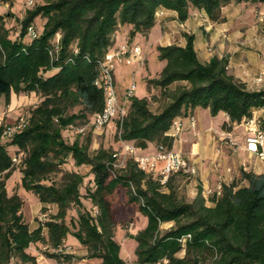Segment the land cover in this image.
<instances>
[{
    "label": "trees",
    "instance_id": "16d2710c",
    "mask_svg": "<svg viewBox=\"0 0 264 264\" xmlns=\"http://www.w3.org/2000/svg\"><path fill=\"white\" fill-rule=\"evenodd\" d=\"M230 1L46 0L25 10L17 38L9 36L5 15L0 14V96L8 98L13 90L34 91L41 97L25 114V126L6 136L8 144L23 152L18 161L22 186L39 202L56 205L54 214L30 230L21 212L23 200L15 192L7 193L5 180L15 166L0 142V264H11L12 257L37 264L29 245L39 241L55 249L68 233L86 250L87 258L98 259L96 264H125L114 237L116 225L127 219L124 212L116 210L120 196L126 213L135 216L139 212L147 217L146 226L134 235L138 264H264V172L241 170V179L247 184H222L213 205H207L200 186L190 200L178 197L172 180L175 175L162 185L155 173L138 169L132 158L124 168L114 169L109 149L99 148L90 154L89 139L68 141L62 135L67 126L82 123L101 110L102 89L94 84L96 60L116 47L113 35L120 27H128L132 40L154 24L159 7L175 10L179 20L193 8L203 10L212 21H220L221 8ZM37 16L43 22L41 32L24 43L26 28ZM56 32L61 35L59 50L56 60L50 62L48 47ZM185 35L184 46H157L158 57L165 64L148 83L159 90L164 104L152 111L146 96L125 99V115L117 121L118 140L139 149L148 142L155 143V148L159 144L170 148L173 138L165 132L173 119L187 115L196 106L207 107L211 115L225 112V130L250 118L254 108L264 107V88L248 89L229 72L226 56L200 60L193 36ZM73 47L78 52L69 61ZM85 54L90 60L83 57ZM75 106L78 110L72 111ZM3 127L0 125V139L5 136ZM259 128L264 130V118L259 120ZM68 156L74 166L89 165L94 187L86 190V198L97 209L95 214L87 208L80 211L70 225L65 221L68 209L83 205V175L62 168ZM57 173H61L60 180L50 179ZM167 221L173 225L162 230L160 224ZM186 234L190 236L182 244L179 239ZM182 249L183 255H178ZM42 254L58 262L72 257L46 249Z\"/></svg>",
    "mask_w": 264,
    "mask_h": 264
},
{
    "label": "crops",
    "instance_id": "0c3cea01",
    "mask_svg": "<svg viewBox=\"0 0 264 264\" xmlns=\"http://www.w3.org/2000/svg\"><path fill=\"white\" fill-rule=\"evenodd\" d=\"M259 12H264V1L236 2L232 0L221 8L223 19L220 21H212L203 10L193 8H190L184 20H179L175 10L159 7L155 12L154 24L148 30L136 33L130 43L137 44L145 57L146 50L144 52V48L137 43L139 35L143 34L146 38H150L153 42L151 47L154 44L184 46L185 34L192 35L193 46L200 60H208L213 56H226L229 72L245 82L248 89L264 88V22L259 21L257 17ZM37 28L41 30L42 25ZM123 35L124 32L116 31L115 46L124 42ZM257 77H261V80L256 81ZM116 88L118 95H122L125 89L119 90L117 82ZM147 94L148 91L143 96ZM38 96L34 91L17 93L13 90L10 91L8 98L1 95L0 120L2 123L9 125L16 122L21 115L25 114L19 111L26 105L33 104L29 108L34 107ZM190 115L195 118L194 125L189 122ZM179 117L182 124L178 136L173 139L172 147L180 151L194 167L192 175L177 174L187 177L188 180H183V186L191 198L196 195L197 188L200 186L206 204L213 205L218 185L232 181L239 185L247 184L245 179H241V170L264 172V156L246 147V138L252 136L255 129H260L259 120L264 118V107L254 108L250 118H243L239 123H233L229 130L222 128V123L228 119L223 111L211 115L207 107L196 106L187 115ZM6 139V136H2L0 142L5 144ZM5 148L11 156L13 155L10 153L11 149L17 151V147L12 144L5 145ZM139 150L141 153L150 154L155 150V143L148 142L145 148ZM14 175L17 180H20L21 173L18 168L14 169L6 180H10ZM51 205L56 207L55 204ZM38 206L42 208L47 207L48 204L39 202ZM37 225L29 224L30 230ZM63 242V252L73 254L74 251L68 239L64 238ZM83 250L86 254V250L84 248ZM30 253L37 258V253Z\"/></svg>",
    "mask_w": 264,
    "mask_h": 264
},
{
    "label": "rangeland",
    "instance_id": "374dc122",
    "mask_svg": "<svg viewBox=\"0 0 264 264\" xmlns=\"http://www.w3.org/2000/svg\"><path fill=\"white\" fill-rule=\"evenodd\" d=\"M6 6L0 7V14L5 15L4 18V25L6 28H8L9 36L11 38H17L19 29H20V19L25 14L26 9H31L34 6L38 4H42L46 0H35V4L33 6H26L24 4L25 0H3ZM10 12V15H8ZM264 13V12H262ZM264 22V21H262ZM33 23L35 26L39 27L42 25V19L35 17L33 19ZM121 32H124V39L130 43L129 37H128V30L127 27H120L119 29ZM127 32V34H126ZM142 33V32H140ZM113 35V39H115ZM124 40V41H125ZM22 41L24 43L29 42V38L27 36H24ZM137 43L144 48V52L146 50L145 57H143V54L141 53V56L143 58V63L140 64L137 61H134L132 63H118L115 66L114 75H115V81L117 82V86L119 90L125 89L127 86H129L131 83H135L136 89L134 91L135 96H143L147 93L146 97L148 98L149 108L152 111H157L161 105L164 104L165 99H163L162 96H159V90L155 87H152L148 83V79H153L158 76L160 71L162 70L164 66V61L161 60L158 57V50H157V44H154L151 47L150 38H146L145 35H139L137 39ZM113 50V49H112ZM53 72L52 70L49 71V73ZM38 96V94H37ZM121 101L126 102L128 104V101H125V98L122 95H119ZM40 96H38V101H36L34 104H38L40 100ZM33 105V104H32ZM32 105H26V107L22 108L20 112H24L25 114L28 113L29 107ZM79 106H75L72 111H77ZM27 112V113H26ZM80 126L84 127L83 133H78L76 129ZM117 120L113 119L110 122H108L105 126H102L101 128H95L93 125L89 123V117L86 119V121H83L82 123L77 122L76 124H72L67 126L64 130H62L63 137L68 140L72 141L73 139L77 138L79 141H84L89 139V153L93 154L95 150L99 148H106L110 151L114 150H121V142L117 138ZM9 139H6L4 142L5 145H8ZM11 154H17L16 149L10 150ZM18 162L14 163L15 169L18 168ZM63 169H74L80 172L83 175V181L80 185V194H81V200L83 205L71 206L65 217V221L68 225H70L69 221L72 220L76 222L77 215L80 211H83L84 209H88L92 214L96 213V207L93 206L90 201L86 198V190L89 188L92 189L94 187L93 184V175L89 171V165H81V166H74L73 161L70 156L66 158V162L62 165ZM61 173H57L55 175H52L50 179H53L55 181L60 180ZM173 185L175 187V192L177 193L178 197H184L187 200H190L191 197L187 194V191L185 190V187L183 186V180H188L186 176L183 175H175L172 177ZM6 182V188L8 193H17L21 199L23 200L21 212L23 215V219L30 224L31 226L35 224H39L42 222H45L52 214L56 212V207H53L51 204H48L45 210H42L38 206V199L36 195L32 191L26 190L20 180H17L16 175L12 176L10 180H5ZM167 190V189H165ZM123 199L120 196V198L116 202V210L120 214V212H124L127 216V219L125 220V223L123 224H117L114 229V237L116 241L120 244V257L125 261V264H138L136 261V239L134 235L141 229H143L147 224V217L139 212L135 214V216L131 215V213H126V209H122V203ZM207 203V202H205ZM173 225V221H167L160 224V227L162 230L168 229L170 226ZM71 229H73L71 227ZM46 227H43V232L45 233ZM65 238L68 239V243L72 245V249L74 251V255L72 254V257L69 258V260L65 262H56L53 258L46 257L42 254L43 250H50L53 252H57L56 248H50L45 242H34L31 243L28 247L29 252L37 253L36 256V262H39V264H96L98 259H89L86 257V254L84 253L83 247L79 243V241L73 236L72 234L68 233ZM64 243V242H63ZM62 243V245H63ZM61 245V246H62ZM60 246V247H61ZM62 249H64V246H62ZM59 252V251H58ZM61 254H65L62 251H60ZM184 250L178 252V255H183ZM69 254V253H67ZM11 264H33L32 262H21L17 257L11 258Z\"/></svg>",
    "mask_w": 264,
    "mask_h": 264
},
{
    "label": "built area",
    "instance_id": "2783aa9c",
    "mask_svg": "<svg viewBox=\"0 0 264 264\" xmlns=\"http://www.w3.org/2000/svg\"><path fill=\"white\" fill-rule=\"evenodd\" d=\"M24 4L26 6H33L35 0H25ZM6 4L3 0H0V7H4ZM259 21H264V13H257ZM39 30L35 24L30 23L25 32V36L29 38L37 37L40 34ZM60 33L56 32L50 39V46L48 47V54L50 57V62L56 60L57 53L59 50L60 43ZM24 49V48H23ZM78 52L77 47H73L71 50V55L68 56L67 60L72 61L73 56ZM86 60H90V57L85 54L83 56ZM134 61L143 63V58L141 56V49L137 44H131L128 41L117 45L113 50L107 51L101 58L96 60V65L98 69V76L94 79V84L102 89L103 94V106L100 111L95 112L89 116V123L95 128H101L105 126L108 122L113 119L121 122L125 112L126 106L125 102L121 101L117 88L114 70L118 63H132ZM261 77H257L256 81H260ZM136 89L135 83H131L127 86L123 92L125 99L132 96ZM26 115H21L16 122L9 125H4L2 120H0V125H3V135L11 136L12 134L20 131L26 124ZM189 122L194 125L195 118L190 115ZM181 118L178 116L173 119L168 130L165 134L171 136L173 139L178 136L179 130L181 128ZM78 133L84 132V127L80 126L76 129ZM122 149L119 151L114 150L112 152V161L110 164L114 169L124 168L128 159L132 158L138 169L144 170L146 172H153L157 175L160 184L165 185L170 176L183 174L186 176L192 175L194 173V167L189 163L187 158L173 147L168 148L163 144L156 146L154 152L150 154L141 153L139 148L133 143L124 141L120 139ZM247 149L258 153L260 156H264V130L255 129L252 136L246 138ZM260 148V149H259ZM23 152L19 151L17 154H13L12 161L18 162L22 156ZM221 185L216 188V195L220 194ZM189 234L182 236L179 241L184 244L185 240L189 237ZM56 251H62V247L56 248Z\"/></svg>",
    "mask_w": 264,
    "mask_h": 264
}]
</instances>
